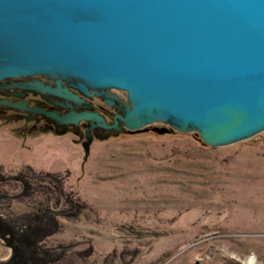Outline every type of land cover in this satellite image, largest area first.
<instances>
[{"label":"rangeland","instance_id":"rangeland-1","mask_svg":"<svg viewBox=\"0 0 264 264\" xmlns=\"http://www.w3.org/2000/svg\"><path fill=\"white\" fill-rule=\"evenodd\" d=\"M72 75L0 76V217L39 227L43 264H264V126L209 142L140 106L131 125L124 89ZM57 81L76 97L38 84Z\"/></svg>","mask_w":264,"mask_h":264},{"label":"water","instance_id":"water-1","mask_svg":"<svg viewBox=\"0 0 264 264\" xmlns=\"http://www.w3.org/2000/svg\"><path fill=\"white\" fill-rule=\"evenodd\" d=\"M0 58V76L45 61L73 74L85 93L124 89L131 125L140 106L144 120L170 113L201 127L209 142L264 126V0H0ZM38 84L76 97L58 81ZM189 97L245 113L250 125L198 120Z\"/></svg>","mask_w":264,"mask_h":264},{"label":"bare ground","instance_id":"bare-ground-1","mask_svg":"<svg viewBox=\"0 0 264 264\" xmlns=\"http://www.w3.org/2000/svg\"><path fill=\"white\" fill-rule=\"evenodd\" d=\"M6 62L8 64L10 63V61L4 60V63H6ZM21 63L23 64V62H20V64ZM24 63L26 64V66L24 67L26 73H30L32 71H43V72H46V73H53L51 67L49 66V64H52L51 62L47 63L45 61H34V62H24ZM61 74H63V73H61ZM65 74H68V73H65ZM87 75H90V73L86 72V76ZM65 77H71V76H65ZM110 89L113 90V91H117L120 94H122V92H120L117 89H114V88H110ZM143 89L147 91L146 94L151 95V93H152L151 90H148L145 87ZM154 99L158 100L162 104H164L163 103L164 102L163 99H159V98L157 99L155 97H154ZM189 99L192 101L194 98L191 99L189 97ZM191 104L195 108H197L196 112H198V113L195 114V118L198 119V120H200V119L207 120L208 122L210 121L211 123L212 122H218V121H221V120H226V121H229L230 124L237 126L240 130L248 128L249 125H250L249 124V119L247 118L245 113L237 112V111H235L233 109H229L227 107L219 106L218 104H215V102H212L211 99H208V98L207 99H203V98H197L196 97V99H194L191 103L187 104L186 107L192 108ZM212 104L214 106L216 105L217 108L213 109L212 108ZM178 107L181 108V107H184V106L178 104ZM179 108L177 109V111L180 110ZM199 111H201L202 114H200Z\"/></svg>","mask_w":264,"mask_h":264},{"label":"trees","instance_id":"trees-1","mask_svg":"<svg viewBox=\"0 0 264 264\" xmlns=\"http://www.w3.org/2000/svg\"><path fill=\"white\" fill-rule=\"evenodd\" d=\"M38 228L28 225L18 231L6 219L0 217V237L12 248L9 259L0 264H43V258L30 246L34 245L32 234Z\"/></svg>","mask_w":264,"mask_h":264}]
</instances>
